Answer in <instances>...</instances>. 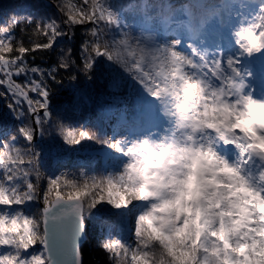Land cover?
Here are the masks:
<instances>
[{"label": "snow or ice", "instance_id": "1", "mask_svg": "<svg viewBox=\"0 0 264 264\" xmlns=\"http://www.w3.org/2000/svg\"><path fill=\"white\" fill-rule=\"evenodd\" d=\"M57 7L69 28L88 26L85 71L101 58L138 90L131 123L144 131L103 137L58 124L62 146H100L103 171L48 179L40 214L25 213L41 197L33 144L50 125L49 74L26 58L66 33L52 20L40 29L46 42L14 46L19 20L0 25V99L21 120L0 144V264H82L75 238L86 212L130 218L131 243L101 244L111 264H264V0H229L237 24L228 37L213 28L224 20L207 0Z\"/></svg>", "mask_w": 264, "mask_h": 264}, {"label": "trees", "instance_id": "2", "mask_svg": "<svg viewBox=\"0 0 264 264\" xmlns=\"http://www.w3.org/2000/svg\"><path fill=\"white\" fill-rule=\"evenodd\" d=\"M11 18L19 20L18 26H12L14 46L22 44L32 47L37 43L46 42V38L40 34V29L52 20L60 24L66 33L57 39L52 50L30 53L26 58L30 65L39 66L49 74L43 79L50 92V125H44L43 138L36 136L33 144L38 156L39 172V180H36L34 173L33 181L41 190V197L26 204L22 209L30 216H38L39 204L43 205L42 190L46 188L48 179L65 174L78 177L81 172L96 175L103 171L101 165L104 156L100 146L80 151L62 146L57 125L62 123L75 129L85 128L103 137H110L105 133L108 124L116 125L122 117L118 101L122 83L117 75L109 71L106 62L101 58L97 59L90 71H85V54L82 47L89 39L88 26L69 28L63 24L64 18L57 7V0H0V25L8 24ZM62 60L69 63L67 69L59 68ZM52 76H55L54 80ZM32 96L39 99L34 93ZM9 102L7 99H0V144L5 141L12 143L11 137L18 135L17 129L21 126V120H17L15 113L7 108ZM23 123L32 124L27 114L23 117ZM16 143L20 147L25 146L22 139H18ZM129 219L86 212L85 241L79 249L82 264H111L110 257L102 250L101 244L108 238L131 243ZM39 250L40 246L37 245L33 251L38 253Z\"/></svg>", "mask_w": 264, "mask_h": 264}, {"label": "rangeland", "instance_id": "3", "mask_svg": "<svg viewBox=\"0 0 264 264\" xmlns=\"http://www.w3.org/2000/svg\"><path fill=\"white\" fill-rule=\"evenodd\" d=\"M111 2L115 3L116 0H111ZM121 3L125 2V0H120ZM169 3L173 4H178V3H187L190 2V0H167ZM207 3L212 5L214 8L216 6H219L221 10V16L223 17L224 24L221 25L219 23V18L216 21H213V28L217 33L222 34L224 37H228L229 30L233 26H236L237 24V16L234 11L230 10L229 8L226 7L227 3H224L223 0H207ZM131 22V19L130 21ZM216 36L212 35L210 37V40L215 39ZM185 46L188 43L187 38L184 40ZM186 50V48H185ZM106 62V67H109V71L117 75L118 72H120L119 69H112L115 68V66H110L107 61ZM112 69V70H111ZM138 90H134L131 87H124L123 84L120 85L119 87V104L121 105L120 108V113L122 114L118 120V124H108L107 130L105 133L109 136H122L126 135L129 138H132L134 136H139L141 133L144 131L143 127H134L131 123V118L133 115V112L135 110V103H136V94ZM127 117V119H125ZM116 120V118H115ZM32 123V120H31ZM38 136V135H37ZM37 139V137H36ZM36 141V140H35ZM40 206V204H39ZM41 212V211H40ZM37 253V252H36Z\"/></svg>", "mask_w": 264, "mask_h": 264}, {"label": "water", "instance_id": "4", "mask_svg": "<svg viewBox=\"0 0 264 264\" xmlns=\"http://www.w3.org/2000/svg\"><path fill=\"white\" fill-rule=\"evenodd\" d=\"M26 106V105H25ZM32 123H33V121H32ZM36 140V139H35ZM42 208H43V205L42 204H40V211H42ZM84 241H85V231H84V229L76 236V238H75V245H76V247L78 248V249H80L81 248V246L83 245V243H84ZM80 251V250H79ZM81 259H82V257H81Z\"/></svg>", "mask_w": 264, "mask_h": 264}]
</instances>
